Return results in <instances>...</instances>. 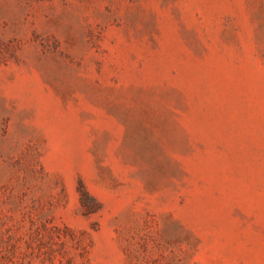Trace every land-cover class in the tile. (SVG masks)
<instances>
[{"label": "rangeland", "instance_id": "obj_1", "mask_svg": "<svg viewBox=\"0 0 264 264\" xmlns=\"http://www.w3.org/2000/svg\"><path fill=\"white\" fill-rule=\"evenodd\" d=\"M0 264H264V0H0Z\"/></svg>", "mask_w": 264, "mask_h": 264}, {"label": "trees", "instance_id": "obj_2", "mask_svg": "<svg viewBox=\"0 0 264 264\" xmlns=\"http://www.w3.org/2000/svg\"><path fill=\"white\" fill-rule=\"evenodd\" d=\"M82 199L84 198V195H87V192L85 190L82 191Z\"/></svg>", "mask_w": 264, "mask_h": 264}]
</instances>
